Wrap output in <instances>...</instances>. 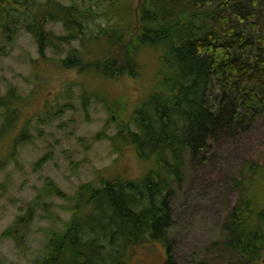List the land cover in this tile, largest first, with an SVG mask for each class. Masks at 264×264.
Segmentation results:
<instances>
[{"label":"rangeland","instance_id":"rangeland-1","mask_svg":"<svg viewBox=\"0 0 264 264\" xmlns=\"http://www.w3.org/2000/svg\"><path fill=\"white\" fill-rule=\"evenodd\" d=\"M142 1L121 0L109 13H105L109 5L99 3L87 31L93 40L89 47L79 39H61L68 35L61 22L47 24L52 41L43 50L22 24L9 47L0 32V50H9L0 58V264H40L50 234L63 230L71 219V204L42 192L46 181L74 196L83 184L139 180L153 167L154 161L140 159L128 135L136 130L134 108L154 91L161 71L156 50L141 46L135 74L124 73L117 79L94 68L80 72L64 63L72 52L87 62H104L127 52L129 40L139 32L134 21ZM76 2L82 7L94 3ZM236 28L256 41L264 32V17L237 23ZM10 90L16 97L8 95ZM8 109L16 115L14 127L4 135L1 128ZM151 118L155 120L152 114ZM171 131L177 134L174 127ZM237 131L224 127L210 138L203 166L186 153L168 233L177 264H249L223 241L230 234L226 224L232 207L241 198L264 208V115L247 131ZM37 198L42 206H36L24 242L17 245L5 232ZM128 253L126 264L168 260L167 248L158 240L139 243Z\"/></svg>","mask_w":264,"mask_h":264},{"label":"trees","instance_id":"trees-1","mask_svg":"<svg viewBox=\"0 0 264 264\" xmlns=\"http://www.w3.org/2000/svg\"><path fill=\"white\" fill-rule=\"evenodd\" d=\"M89 1L94 3L82 7L76 0H0V32L6 46L14 43L22 24L43 50L52 41L47 24L61 22L68 32L61 39H79L89 47L93 40L87 31L95 7L106 2L109 13L121 0ZM255 16L264 17V0H143L134 21L139 32L130 39L127 52L104 62H87L75 52L68 56L67 68H94L117 79L135 74L141 46L156 50L161 71L154 91L134 108L136 130L128 135L140 159L154 165L142 179L107 181L102 186L86 183L74 196L46 181L42 192L63 197L72 205V217L63 230L50 234L40 264H126L128 252L147 240L162 241L168 255L165 264H177L168 233L186 153L203 166L210 138L224 127L247 131L264 115V32L254 41L236 31L237 23L251 22ZM234 19L236 30L231 27ZM8 53L0 50V58ZM8 95L14 98L17 93L10 90ZM15 115L7 110L4 135L14 127ZM245 179L252 183L250 177ZM38 204L42 206L39 198L5 232L17 245L23 244ZM235 206L223 243L249 264H263L264 208L242 198ZM47 212L51 217V210Z\"/></svg>","mask_w":264,"mask_h":264}]
</instances>
